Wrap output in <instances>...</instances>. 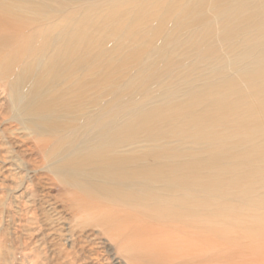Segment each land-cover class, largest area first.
<instances>
[{
  "label": "bare ground",
  "instance_id": "6f19581e",
  "mask_svg": "<svg viewBox=\"0 0 264 264\" xmlns=\"http://www.w3.org/2000/svg\"><path fill=\"white\" fill-rule=\"evenodd\" d=\"M187 1L110 0L107 9L93 6L106 9L94 19L74 14L70 0H0V90L8 98L0 135L22 145L6 148L1 139L0 155L21 171L46 170L61 194L50 223L91 247L86 259L103 248L115 264H229L218 248L234 244L264 254V0H230L223 11V0H213L222 25L241 32L236 45L245 44L231 64L238 79L192 87L183 105L167 96L158 108L166 112L154 113L122 109L115 89L103 90L110 63L90 29L111 26L119 51L155 43L167 8ZM253 2L256 15L234 25ZM255 18L258 29L249 26ZM181 107L208 159L182 147L197 145L186 127L159 131Z\"/></svg>",
  "mask_w": 264,
  "mask_h": 264
},
{
  "label": "rangeland",
  "instance_id": "374dc122",
  "mask_svg": "<svg viewBox=\"0 0 264 264\" xmlns=\"http://www.w3.org/2000/svg\"><path fill=\"white\" fill-rule=\"evenodd\" d=\"M108 2L110 0H70L74 14L87 12L94 19L108 8ZM229 3L230 0H223L218 6L222 10ZM93 6L106 9L101 10ZM258 7L253 2L243 12L244 18L236 19L234 25L243 24L252 15H256ZM220 18L221 16L214 11L213 0L187 1L179 8H167L165 22L157 42L150 44L145 38L135 45L127 43L123 51L117 49L118 41L111 34V26L102 29L92 27L90 34H96L100 39L97 46L101 48L102 60L104 63H110V69L106 68V83L103 90L112 92L115 89L120 99L117 105L122 109L136 106L139 107V111L154 113L166 112V108L159 110L158 108L167 96H172L170 102L177 101L183 105L190 90H195L192 87L212 88L218 84L214 83L217 79H238L240 75L232 70L231 64L245 49V44L236 45L241 32L223 26ZM259 23L260 20L255 18L250 20L249 26L256 25L255 29H258ZM152 25L149 23L147 27L145 23L143 28L151 30ZM137 31L141 32L140 29ZM215 70L219 71L217 75L214 73ZM241 85L245 87V83L241 82ZM4 100L8 101L7 94L0 90V104ZM171 106L173 105L169 104V110ZM190 116V109L178 108L174 114L169 115L168 126L160 124L159 131H165L166 128L175 131L186 127L197 145L182 147L187 148L200 160L208 159L207 147L205 144H199L202 142L195 134L196 130L191 124ZM15 124L10 122L4 126L11 127ZM1 131L2 129L0 133ZM13 138H1L0 135V140L2 139V143L5 142L6 148L19 150L18 148L22 147L20 141L17 137ZM233 140L232 138L231 142ZM17 145L20 147L16 148ZM14 161L11 155H7L3 162L1 153L0 198H4L5 203L0 202V264H39L45 258L46 264H67V255L70 254L74 256L77 254L80 257L78 262L81 261L78 264H115L103 248L99 249L101 252L99 257L92 256V259H86L91 247L84 241L79 243L77 236L72 237L68 226L50 223L57 219L50 210L51 206L59 201L61 195L56 185L52 184L46 170L36 174L33 167L25 164L24 170L21 171L13 166ZM215 174L218 172L215 171ZM21 178L24 179L23 185L16 186L17 183H21ZM7 212L11 213L9 215L14 220L7 217L9 216ZM46 216L50 219L46 220ZM255 239L258 240L257 237ZM223 243L219 239V244ZM234 245L227 248L222 245L221 249L218 248L219 253L228 252L229 264H264V254L254 255L247 251L245 245ZM223 256L220 258L221 261H224Z\"/></svg>",
  "mask_w": 264,
  "mask_h": 264
}]
</instances>
